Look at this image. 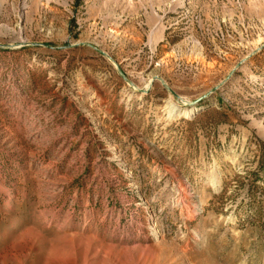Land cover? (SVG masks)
<instances>
[{
    "label": "rangeland",
    "instance_id": "1",
    "mask_svg": "<svg viewBox=\"0 0 264 264\" xmlns=\"http://www.w3.org/2000/svg\"><path fill=\"white\" fill-rule=\"evenodd\" d=\"M0 264H264V0H0Z\"/></svg>",
    "mask_w": 264,
    "mask_h": 264
},
{
    "label": "bare ground",
    "instance_id": "2",
    "mask_svg": "<svg viewBox=\"0 0 264 264\" xmlns=\"http://www.w3.org/2000/svg\"><path fill=\"white\" fill-rule=\"evenodd\" d=\"M198 110H196V107L194 108H190L188 110H185L183 113L186 117H190V116H193L195 115V113L197 112ZM184 194H185V187H184ZM189 205V202L187 203Z\"/></svg>",
    "mask_w": 264,
    "mask_h": 264
}]
</instances>
